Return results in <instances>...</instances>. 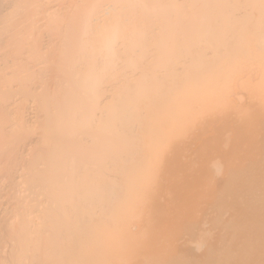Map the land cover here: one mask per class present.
I'll return each instance as SVG.
<instances>
[{
    "label": "bare ground",
    "instance_id": "6f19581e",
    "mask_svg": "<svg viewBox=\"0 0 264 264\" xmlns=\"http://www.w3.org/2000/svg\"><path fill=\"white\" fill-rule=\"evenodd\" d=\"M260 3L0 0V264H58L63 234L104 204V155L128 145L134 102L252 23ZM259 144L257 158L214 180L213 201L160 264H264V121Z\"/></svg>",
    "mask_w": 264,
    "mask_h": 264
},
{
    "label": "rangeland",
    "instance_id": "374dc122",
    "mask_svg": "<svg viewBox=\"0 0 264 264\" xmlns=\"http://www.w3.org/2000/svg\"><path fill=\"white\" fill-rule=\"evenodd\" d=\"M253 11L252 23L226 29L213 48L194 53L188 69L134 102L125 118L128 145L118 157L104 155L105 177L98 182L104 204L63 234L58 264H70L79 252L94 264H160L184 225L197 222L213 201L214 180L259 156L264 3ZM249 40L252 48L232 54ZM158 107L163 126L154 131ZM189 248L199 251L195 243Z\"/></svg>",
    "mask_w": 264,
    "mask_h": 264
}]
</instances>
